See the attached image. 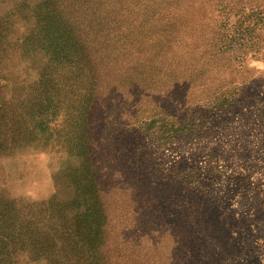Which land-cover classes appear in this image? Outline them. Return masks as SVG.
Instances as JSON below:
<instances>
[{"label":"rangeland","instance_id":"374dc122","mask_svg":"<svg viewBox=\"0 0 264 264\" xmlns=\"http://www.w3.org/2000/svg\"><path fill=\"white\" fill-rule=\"evenodd\" d=\"M83 1L61 14L92 41L91 108L0 122V264H264V0ZM46 2L0 0V106L88 88Z\"/></svg>","mask_w":264,"mask_h":264},{"label":"trees","instance_id":"16d2710c","mask_svg":"<svg viewBox=\"0 0 264 264\" xmlns=\"http://www.w3.org/2000/svg\"><path fill=\"white\" fill-rule=\"evenodd\" d=\"M46 13H45V19L47 20H54V23H50L49 25L48 22L46 23L45 26H43L44 31L47 30L48 28L52 26H60L63 31L61 34L62 39V45L61 46H55L54 48V53L57 56V63H64L68 65H74L77 64L78 61L74 57L71 56H76L78 54L82 55L84 59L89 61V71L91 73L90 79L87 82L88 88L84 90V93L82 94V97L79 99L76 95H74L71 92L63 91L62 88L57 87L58 85L52 84L51 87H47L46 85H41L40 89L42 90H37L40 93H38L42 97H38L36 95H32L30 101H25L22 99H14V100H8L5 107L0 106V122H3L5 126L8 127L9 133L11 134L12 138L15 135V128L14 126L17 127H22L24 129V125L28 123L29 124H34L36 120L38 119V124H36V131L38 129V126H45V130L49 128V124L51 123L52 120H55V118H58V114L56 112L59 111L60 109L64 110L63 115L71 117L73 114H71V111L74 112L76 111L75 119L79 118L80 115H82L81 107L79 108L75 106L74 100H79L80 104L86 109L91 108V102L97 97L98 90L97 86L94 84V74H93V61L94 57L92 55L93 47L90 45V39L87 37H84L85 35H82L81 29H75L70 23H69V18H67V15H71L72 13L69 11L71 9V2L68 3L69 0H46ZM78 1V0H77ZM87 1V0H86ZM86 1H83L84 3ZM83 3V4H84ZM88 3V2H86ZM97 8L102 7V1L95 2ZM64 10L68 11L66 16H62L61 13H64ZM42 30V28H41ZM221 48H219L220 50ZM7 55L3 56L5 59ZM77 58V57H76ZM43 81V80H42ZM179 84V83H178ZM47 88V89H46ZM72 100L71 98H74ZM46 101H49L50 105H44ZM75 113V112H74ZM170 116L171 114H168V117L162 118L161 120H157V118H152L150 119V125L154 126L153 128L155 129V133H157V137L159 140H163V144L166 142L169 143L167 140H172L173 137L177 136L179 133V129L175 128L174 123H170ZM38 117V118H37ZM157 125H159L157 127ZM181 123H177V126H180ZM38 133L40 131L38 130ZM32 131L28 130L27 133H23L20 131V137L22 139V143L19 144L18 146L23 145V140L25 142L28 140L27 137L31 136ZM72 135V134H71ZM6 138V135H5ZM14 138V137H13ZM23 148V147H22ZM82 167V164L80 165ZM85 168V167H84ZM86 169V168H85ZM70 178H73L72 174H69ZM83 180V189L84 190L87 186V183H89L91 186L94 185V180L92 179H87L85 177H82ZM91 180V181H90ZM74 181V179H73ZM157 183L156 181H153L152 183L148 184V186H153ZM91 241L93 239L90 238ZM65 242H68V239H65ZM210 246H207L209 248ZM82 250V249H81ZM85 252L84 250H82ZM86 253V252H85ZM93 253L92 251H88V257L94 259H97L96 257H92ZM79 258H82L79 256ZM57 262H59L57 260Z\"/></svg>","mask_w":264,"mask_h":264}]
</instances>
